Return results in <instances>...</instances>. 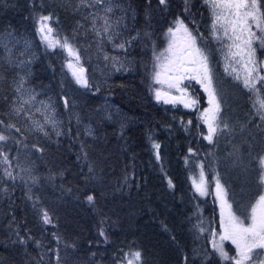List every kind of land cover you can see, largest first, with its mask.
Masks as SVG:
<instances>
[{
    "label": "trees",
    "instance_id": "16d2710c",
    "mask_svg": "<svg viewBox=\"0 0 264 264\" xmlns=\"http://www.w3.org/2000/svg\"><path fill=\"white\" fill-rule=\"evenodd\" d=\"M180 1L167 0L163 6L159 0H151L149 24L152 28L153 22L156 23L153 35L157 41L172 24L170 20L180 17L183 10L190 25L196 23L199 29H204L206 12L200 0L190 1L188 13L185 2L179 4ZM115 3L119 6L114 8V15L129 14L127 5L139 15L134 20L127 16L130 22L123 35L130 33L136 24L146 22L149 0H115ZM73 5L72 0H0V33L12 32L13 38L29 40L23 48L12 41L9 44L14 56L18 48L25 59L23 68L6 66L0 72V118L12 119L8 115L9 105L18 76L25 71L24 83L51 96L63 131L56 139L57 144L48 143L37 134L36 143L44 153H40L41 159L35 157L34 163L49 182L42 178L32 189L33 195L22 172L16 173L17 178L11 184L2 177L0 168V264H57L52 250L55 235L67 247H72L68 249L70 258L77 260L75 264H94V261L116 264L120 250L128 251L129 245L142 252L144 264H224L214 254L204 262L190 252L194 239L189 225L193 212L190 202L195 194L186 181L188 166L181 157L187 155L191 147L197 151L196 157L206 164L199 151L209 147L200 125L196 126L194 109L155 100L147 90L150 73L146 69L151 66V56L147 54L148 63L141 68L136 60L141 56V48L134 43L125 52L133 55L134 68L113 71L102 80L107 83L101 91L109 92L117 105L113 117L108 118L98 111V91L97 94L87 93L88 88L71 84L54 50L44 49L36 36V15L51 14L53 26L61 30L60 25L74 18L73 12L79 19L81 10L75 12L68 7L73 8ZM153 43L154 40L149 43L148 50ZM79 50L81 52L82 48ZM98 84L95 83L96 88ZM225 88L232 99V86L226 83ZM237 94L239 102L234 103L248 106L249 92L239 90ZM65 101L67 106L77 104L79 110L85 108V103L94 104L98 112L91 114L92 140L84 136L81 126L74 124L73 119L68 122ZM236 113L237 110H233L231 114ZM239 115L241 119L242 114ZM185 121H191L190 125ZM254 134L252 139L246 140L257 155L264 147V136ZM243 136L241 133L238 139L242 140ZM153 142L160 145V159L152 147ZM79 143L83 145L82 150ZM254 145L259 147L253 150ZM245 172L250 174L247 178L251 189L247 193L237 189L239 203H248L261 186L262 173L257 162L249 161ZM169 180L172 188L168 186ZM89 194L95 197L94 205L87 203ZM34 201H38L39 208L49 210L52 224L42 223ZM101 228L107 234V242L99 235ZM17 233L24 238V243L19 242ZM64 263L71 264L67 258Z\"/></svg>",
    "mask_w": 264,
    "mask_h": 264
},
{
    "label": "rangeland",
    "instance_id": "374dc122",
    "mask_svg": "<svg viewBox=\"0 0 264 264\" xmlns=\"http://www.w3.org/2000/svg\"><path fill=\"white\" fill-rule=\"evenodd\" d=\"M191 1V0H190ZM184 3L185 0H181L180 3ZM200 3L203 4L205 8L204 13V21L206 25L204 29H199L196 23L190 25L188 15L180 16L181 19L184 20L185 24L189 27L190 30L193 31L194 35H203L204 37H209V29L211 25V12L210 9L204 4V0H200ZM73 8L68 6L70 10L76 12V10H81V13L78 15L79 19L76 18V14L73 12V17L70 19L69 22L64 24V26L60 25V29H56L53 26L52 22L51 26L54 29L53 39L63 40L65 36L72 38V43L79 49L82 48L81 54V61L80 65L85 69V74L88 80H92L90 83V87H88L87 93L97 94L99 96V101L96 104L97 110L100 111L102 114L108 116V118L113 117V109L117 108L115 99L108 95L109 92L101 91V88L107 83L102 81L105 77L109 74L119 71H125L123 68H120V64L123 63L124 68L127 70H132L135 66L134 57L133 55H127L125 52H128L129 49L133 47L134 43H138L141 48V56L137 57L136 60L138 61L141 68L146 66L148 63L146 56L149 54L151 56V66H149L146 71L149 72V86L148 91H150L154 97V92L150 89V85L154 88H160L162 91H167L166 85L154 84L152 81V70H153V51L155 50L156 53L164 52L169 43L170 37L167 36L164 32V35L161 36L159 41L155 39L153 32H155L156 23L153 22L152 28L149 27V19L145 20L146 22L143 25H135L131 32L123 35V31L125 30V26L130 22L127 16L131 20L137 19L139 16L134 8L131 5H127L130 7L129 14L120 13L119 15H114L113 13L110 14V22L115 25V31L118 35L114 39L113 42H109L106 39L103 41V46L98 47V38L96 37L95 33L92 31V18L89 15L90 13H98V15L103 16L104 13L102 9L92 8V7H81V0H72ZM121 5V4H120ZM119 6L115 3V7ZM264 11V9H262ZM70 12V11H69ZM75 14V15H74ZM47 15V14H43ZM42 15L35 16V30L36 36H38L40 40V44L44 49L54 50L56 58H59L60 64L64 69V75L69 76L71 79V84L75 83V79L72 76L71 70L67 67V63L71 57L68 56V53L61 49L59 46L55 48H48L45 46L44 43L41 41V37L37 32V20ZM87 17V18H86ZM123 18L120 23L117 24V21L120 18ZM170 20V19H169ZM175 19H171L170 24ZM103 19L97 21V28L103 27ZM79 25V27H78ZM84 26V27H81ZM198 30V31H197ZM148 31L152 33L150 38L143 37V33ZM196 31V33H195ZM253 31H257L255 26L253 25ZM61 32V33H60ZM137 32L141 33L142 38L137 39L131 43V45L126 46L124 49H120L114 47V44H119L123 40H128L133 36H136ZM55 33H58L56 35ZM206 33V34H205ZM154 40V43L149 48V43ZM12 43L17 44L18 46L27 47L28 39L21 37L20 39L12 38ZM9 42V44L11 43ZM257 47V59L260 61H264V49H261L259 43L255 45ZM209 47L211 49V64L213 65V71L218 78L220 85H222L224 90V99L221 102V119H225L229 121L232 131L230 133H226L225 135H221L218 138L214 137V142L206 143L209 147L206 150H200L199 152L204 156L206 159V164H203L197 157V151L194 150L193 154H187L181 157L182 162L188 166V173L187 179L188 185L191 186L192 191L194 192L195 196H192V200L190 202L192 206V214L189 216V225L191 233L193 234L194 239L191 242L190 252L194 257H197L204 262H207L210 258V255H216L221 262L224 264H233L231 260L224 261L221 259L218 253L212 248L213 241L219 242L220 241V224H221V208H220V201L217 199L216 196V178H220V183L224 189L225 196L224 199L227 201L228 205H231V211L240 217L245 223L251 222V210L252 207L257 205L259 201V197L264 195V180L261 179V184L259 191L256 192L257 194L253 196L248 203H239L237 199V189L239 188L240 192L247 193L250 191L251 187L248 181V174L246 171V166L251 162H257L258 166H260V174L264 176V165H261L259 160V155L254 153L250 150V146L248 145L249 140L247 141L246 138H251L255 135L254 133H258L259 137V129L257 128V124H259V116L256 115V110L259 107L257 103L256 94L250 92L248 89L243 87L242 81H237L234 78V75L225 72V64L226 61L224 60L223 54L219 51L220 45L215 43L214 41L209 42ZM145 48V50H144ZM59 50L58 52H56ZM16 56V62L19 63L20 61H24L25 56L23 51L18 50L16 48L14 50ZM108 57L106 60L105 57ZM112 58H117L115 63ZM120 69V70H117ZM25 71L22 76L25 77ZM94 78V79H93ZM95 83H99L97 88ZM229 83L232 86V99L228 97V91L225 88V84ZM19 81L16 83L14 88V94L12 96V101L14 99H19L21 101L28 99V97L35 96V101L33 104L24 105L26 112L32 117V119L40 121L43 123L45 110L42 108V103L49 105V111L54 116L55 120L57 121V129L62 134V127L61 123L58 119L57 112L55 110V103L53 100L43 91L39 90L36 87H33L29 84H23V91L16 92V88L18 87ZM187 86V91L189 96L193 99L198 101L197 106L195 108H185L183 104L177 103L175 105L170 104L171 106H180L183 109L193 110L196 113V126L200 125L202 129V137L203 135L207 134V126L203 123L200 119V114L203 112L204 108L208 107V98L207 95L204 93L201 86L195 81L185 82ZM81 86V85H80ZM239 90H246L249 92V99L251 100L249 105L244 107L243 103H234L238 101V94ZM101 93V95L99 94ZM173 95H178L173 91ZM261 98H264V91L261 92ZM9 105V110L12 107ZM65 104V103H64ZM255 105V107H254ZM16 106H20L19 104ZM85 108H81L79 110L77 104H72L71 106H67V115L70 117L71 121L73 119V123L80 125L84 136L89 137L91 140L94 138V132L92 129V116L91 114L94 112H98L96 107L92 103H85ZM39 109V111H38ZM237 110V113L232 115V111ZM95 114V113H94ZM241 119H240V115ZM78 117V119H77ZM1 119V118H0ZM32 119H28L27 116L21 114L19 117L13 115L12 119H3L5 124L11 123L15 124L16 127L21 128V132L17 133L15 129H12L11 133H5L6 135H10L12 139H9L5 142V146L3 147V151L9 154L11 160V168L13 171V175L16 176V173L22 172L23 180L25 181L26 185L29 187L30 193L34 194L32 190L34 187L38 186L40 180L45 178L43 173H40L37 169V165L34 163L35 157L40 158V152L32 150L27 151L24 149L23 144H27L29 148L32 145H37L36 140H38L39 136L47 139L48 143L57 144L56 139L60 136L56 135V130H53L51 124L46 125V130L49 133L48 137H45L43 133H38L35 131L30 130L32 127ZM255 121L256 123H253ZM186 125H190L189 121H185ZM70 129V128H68ZM91 130V134H88V130ZM70 132V131H69ZM241 133H244L242 140H239ZM39 136H38V135ZM69 138L70 136L67 135ZM16 140L23 141V144L17 145L15 143ZM250 144V143H249ZM40 148V144H39ZM79 148L82 150L83 145L81 146L79 143ZM264 148V147H263ZM260 153V152H258ZM264 154V152H261ZM41 159V158H40ZM199 160L198 162H196ZM203 165V172L205 177V182L207 185V191L205 195H200L197 193L193 187V180L199 182L200 179V172L201 167ZM7 166L0 164V168L2 174ZM262 167V169H261ZM31 169V171H26ZM231 171V172H230ZM233 172V173H232ZM36 177V182H33L31 177ZM3 177V175H2ZM248 177V178H247ZM5 180L8 183L13 182V180H8L5 177ZM16 180V179H15ZM14 180V181H15ZM44 181V180H42ZM41 181V182H42ZM47 182H49L47 180ZM6 187V186H4ZM239 198V196H238ZM228 209H225V215H227ZM42 220V219H41ZM67 221V220H66ZM43 223V222H42ZM199 225V227H197ZM201 228L203 231H201ZM56 237V235H55ZM54 244L52 245V250L54 253V258L56 261L59 260L60 264L64 263V259L67 258L70 260L71 264H75V261L70 258V251L68 248H72L70 246H66L65 243L62 241H57L54 238ZM223 246L226 252H228L230 257L236 255L235 245L231 243V241H223ZM258 252V258H254L253 264H264V250H256ZM66 264V263H64ZM94 264H98L97 261H94Z\"/></svg>",
    "mask_w": 264,
    "mask_h": 264
},
{
    "label": "snow or ice",
    "instance_id": "6c2138e0",
    "mask_svg": "<svg viewBox=\"0 0 264 264\" xmlns=\"http://www.w3.org/2000/svg\"><path fill=\"white\" fill-rule=\"evenodd\" d=\"M159 4L166 6L167 0H159ZM204 4L211 12V25L209 29V37L203 35H194L193 31L185 24L184 20L179 16L167 28L166 35L170 37L168 47L164 52L156 53L153 51V70L152 81L154 84L166 85L167 91H162L160 88H154L150 85V89L154 92V98L157 102L163 101L165 104L181 103L185 108H195L198 101L189 96L185 82L195 80L207 95L208 107L204 108L200 114V119L207 126V134L203 135V139L210 144L214 142V137H219L232 131L229 121L221 119V102L224 99V90L220 85L217 76L213 71L211 64V49L209 42L214 41L220 45L219 51L223 54L225 64V72L234 75L237 81H242L243 87L250 92L256 94L259 107L256 110V115L259 116V135L264 136V98H261V92L264 91V61L257 59V42L261 49H264V0H204ZM92 7L102 9L104 15L98 13H90L92 18V31L98 38V47L103 46V41L106 39L114 43L118 33L115 31V25L110 22V14L113 13L115 0H81V7ZM151 0L148 4V12L146 19L150 20ZM190 11V0H185V12ZM87 18V17H86ZM52 15H42L37 20V32L41 37L42 43L48 48L59 46L68 53L71 57L67 63V67L71 70L75 82L82 87H90L89 80L85 74V69L80 65L81 54L80 50L72 43V38L65 36L63 40L53 39L54 29L51 26ZM103 19V27L97 28V21ZM122 17L117 21V24L122 21ZM253 25L257 31H253ZM150 27V24L148 25ZM79 27V25H78ZM198 31V30H197ZM58 35V33H55ZM152 33L145 31L143 37L150 38ZM14 37L12 32L0 33V72L4 68L11 67L13 69L23 68L24 62H16L13 54V48L9 47V42ZM141 33L137 32L136 36L128 40H123L119 44H114V47L124 49L126 46L137 39H141ZM107 60L108 57L106 56ZM114 63L117 58H112ZM120 68H124L123 63ZM120 70V69H117ZM27 75V74H25ZM24 76H18V87L16 92L23 91ZM173 91L178 95H173ZM35 96H29L26 100L14 99L12 107L8 115L12 118L13 115L19 117L21 114L32 119L26 112L24 105L33 104ZM20 106H16V105ZM67 106V101H65ZM49 105L42 103V108L45 110L44 121L32 119V127L30 130L43 133L45 137L49 136L46 130V125L51 124L53 130L57 129V121L49 111ZM255 107V105H254ZM39 111V109H38ZM78 119V117H77ZM191 123V121H189ZM253 123H256L253 121ZM15 129L17 133L21 132V128L15 124H5L3 119H0V164L6 165L3 177L8 180H15L17 177L13 175L11 168V160L9 154L3 151L5 142L12 139L10 135ZM91 134V130H88ZM56 135L61 133L56 130ZM17 145L23 144V141L16 140ZM27 151H38L44 153L43 148H38L32 145L31 148L27 144H23ZM152 147L157 150V159H160V145L153 142ZM259 145H254L255 150ZM189 154H195L190 147ZM264 152V148L260 149ZM261 165H264V154L257 153ZM199 182L193 180V187L200 195H205L207 185L205 182L203 165H200ZM26 171H31L28 169ZM91 172L92 169L90 168ZM51 179V177H49ZM33 182H36V177H31ZM264 180V176H261ZM216 196L220 201L221 208V224H220V241H213L212 248L219 254L222 260H231L233 264H253L254 258H258L256 250H264V195L259 197L257 205L252 207L251 222L245 223L240 217L231 211V205L227 204L224 199L225 192L220 183V178H216ZM169 188L173 187L172 181H168ZM6 192L7 189H4ZM31 199V197H29ZM89 205H94L95 197L91 194L86 197ZM34 208L40 215L43 224L49 225L53 223V217L46 208H39L38 201H34ZM228 209L225 215V209ZM103 223V222H102ZM199 227V225H197ZM201 231L203 229L201 228ZM17 238L20 243H24V238L17 233ZM55 235V234H54ZM99 235L104 237L107 242V234L101 228ZM59 242L60 237L56 235ZM223 241H231L235 245L236 255L230 257L225 251ZM121 254L117 257L116 264H144L142 252L133 250L132 245H129L128 251L120 250ZM59 264V260L57 261Z\"/></svg>",
    "mask_w": 264,
    "mask_h": 264
},
{
    "label": "bare ground",
    "instance_id": "6f19581e",
    "mask_svg": "<svg viewBox=\"0 0 264 264\" xmlns=\"http://www.w3.org/2000/svg\"><path fill=\"white\" fill-rule=\"evenodd\" d=\"M18 80V79H17ZM26 84V83H25ZM22 128V127H21ZM73 205V204H72ZM38 262V261H37Z\"/></svg>",
    "mask_w": 264,
    "mask_h": 264
}]
</instances>
